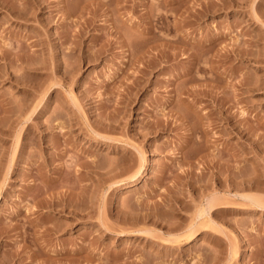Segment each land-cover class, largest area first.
Wrapping results in <instances>:
<instances>
[{
  "label": "rangeland",
  "instance_id": "374dc122",
  "mask_svg": "<svg viewBox=\"0 0 264 264\" xmlns=\"http://www.w3.org/2000/svg\"><path fill=\"white\" fill-rule=\"evenodd\" d=\"M217 155L260 185L206 184ZM216 192L222 242L186 243ZM241 194L264 201V0H0V264H264Z\"/></svg>",
  "mask_w": 264,
  "mask_h": 264
},
{
  "label": "bare ground",
  "instance_id": "6f19581e",
  "mask_svg": "<svg viewBox=\"0 0 264 264\" xmlns=\"http://www.w3.org/2000/svg\"><path fill=\"white\" fill-rule=\"evenodd\" d=\"M260 4V3H259ZM209 46H207V48H211L213 45L212 44H208ZM204 47V46H203ZM213 49V48H212ZM208 50H211V49H208ZM198 59V58H197ZM196 58L195 59H193L195 62H194V64H192V65H194V66H196L199 62H198V60H197ZM197 68V67H196ZM191 70H193V69H191ZM15 111H17V109H14V112H13V114L15 113ZM33 111L34 110H32V112L30 113V116L32 115V113H33ZM220 113H222V109H219L218 110V113H217V116H216V118L211 122V126H213V125H216V124H218V122H219V119H220V117H221V115H219ZM30 116H29V118H30ZM227 120V122L229 121V122H231V120L230 119H226ZM232 123V122H231ZM234 131H235V133L236 134H242V130L240 129V127H237L236 125L234 126ZM199 147H201V146H199ZM206 148V147H205ZM207 150V149H206ZM198 151V150H197ZM199 152V151H198ZM220 154V153H219ZM218 156V155H217ZM219 157V156H218ZM217 157V159H209V160H207L206 161V164H203V169H202V172H201V174L202 175H204L205 173H209V178L206 180L207 182H206V184L208 183V185H209V182L211 181V180H214V181H217L219 184H226L227 183V181H230V182H233L236 186H238L239 184H244L247 188H250V187H253V186H256V185H260V183H261V181L257 178V177H241V175L238 173V167L235 165L234 167H229V166H226V165H222L223 163L221 162V156L218 158ZM125 160V159H124ZM124 160H121V161H124ZM199 160V159H198ZM121 161H119V163H121ZM118 162V161H117ZM204 162V161H203ZM94 160L93 161H91L89 164H90V166L91 167H89V169H93V168H95L96 166H97V164L96 165H94ZM119 163H116V162H111L110 164H109V166H108V168L110 169V168H113V169H115L116 167H118L119 168V166H118V164ZM196 163V162H195ZM123 164V163H122ZM121 164V165H122ZM120 165V166H121ZM141 165V164H140ZM124 166H125V164H124ZM193 166V164H190V167H192ZM123 167V166H122ZM140 168L141 167H139V169H137L136 171H134L133 172V174H131L130 176H129V179H130V181L129 182H127L126 184H124V186H125V188H128V187H131V186H133V185H135L136 184V180H137V175H138V173H139V171H140ZM194 168V167H193ZM108 169V170H109ZM113 169H110V170H113ZM117 169V168H116ZM131 169V168H130ZM191 169V168H190ZM109 170V171H110ZM129 170V169H128ZM90 171V170H89ZM192 171V170H191ZM225 172H228V173H225ZM188 173H190L189 171H188ZM188 177V176H187ZM202 177V176H201ZM198 178V177H197ZM204 178V177H203ZM203 178H202V180H203ZM241 181H240V180ZM197 179L195 178L194 180H193V182H192V180H191V182H189L190 183V185H191V188H193L192 190H194V188H198V187H196L197 186V181H196ZM200 180V179H199ZM239 180V181H238ZM204 181V180H203ZM203 181H201V182H203ZM204 183V182H203ZM211 183V182H210ZM233 184V185H234ZM205 186V185H204ZM206 187V186H205ZM179 193H181L182 191L180 190V191H178ZM175 193V192H174ZM179 193L176 195H174L173 193H171L172 195L170 196V197H168L169 199H168V203H167V205H166V207L168 206L169 208H173V205H175V204H173L174 202H180V200H181V198L182 197H180L179 196ZM181 194H184V193H181ZM242 195V194H241ZM224 196V195H223ZM188 197V196H187ZM242 197L244 198V199H247L249 202H251V204H254V205H256V206H264V201L261 199V198H258V197H254V196H246V195H242ZM221 199H222V197L220 196V195H218L217 194V192L216 193H213L211 196H209V197H207V204L205 205V204H203L202 205V203H199L197 206H196V210H195V212H194V214H193V216H192V219H191V221H190V224L188 225V227H187V230H188V232L185 234V240H186V243H189L190 241H192V240H194L195 238L193 237L196 233H202V231L203 230H200V229H202V228H209V230H207V231H205V233H206V235L208 234L211 238H212V240L215 242V243H221L222 242V237L220 236V234H223V228H222V225L217 221V220H215L216 218H212L213 216V214L215 215V217H216V214H218L221 210H223V209H225L226 207V202H223V201H221ZM182 201L183 200H181V203H182ZM63 202V201H62ZM64 203H62V207H63V209H65V210H69V212L70 213H75L76 215H80L81 217H84V215H81L79 212H77V209H79L78 207H80L78 204H70L69 202H68V204H64ZM78 205V206H77ZM76 206V207H75ZM175 206H177V205H175ZM156 207V206H155ZM186 207V206H185ZM185 207H183V206H180V209L178 208H173V211L174 210H180V211H182L183 209H185ZM154 209V208H153ZM84 210V209H83ZM155 210H157V209H155ZM172 210V209H171ZM176 210V211H177ZM79 211H82V210H80L79 209ZM123 211V210H122ZM121 211V212H122ZM151 211V210H150ZM149 211V212H150ZM165 211V210H164ZM164 211H162V213L164 212ZM120 212V211H119ZM119 212H118V214H119ZM124 212V211H123ZM122 212V213H123ZM165 212H167V211H165ZM122 213H120V215L122 214ZM128 213V212H127ZM171 213H173V212H171ZM171 213H169V211H168V214H171ZM207 213H211V215H210V218H208L207 219V222L206 221H203L197 228L195 227V220H196V218H199V217H202V216H204L205 214H207ZM124 214V213H123ZM134 214V213H133ZM167 213H165V215H166ZM137 215V214H136ZM163 214H160L159 212H153V213H151V214H149V216L151 217L150 219H152V218H158V220L160 219V221H161V219H163L164 217L162 216ZM164 215V216H165ZM173 215V214H172ZM122 216H126V215H122ZM128 216V215H127ZM130 216V215H129ZM145 216V215H144ZM143 216V217H144ZM146 216H148V214L146 215ZM171 216V215H170ZM170 216L168 215V218H170ZM133 217H135L134 215H133ZM141 217V216H140ZM126 218V217H125ZM130 218V217H129ZM128 218V219H129ZM134 219V218H133ZM139 219V218H138ZM147 219V218H146ZM171 219V218H170ZM136 220V219H135ZM149 220V219H148ZM153 220V219H152ZM157 220V221H158ZM165 220V218L162 220V221H164ZM169 220V219H168ZM154 221V220H153ZM156 221V220H155ZM166 222V221H165ZM167 223H169V222H167ZM197 224V223H196ZM176 225V224H175ZM170 227L172 226V222H171V225H169ZM169 227V228H170ZM132 228V227H131ZM176 228V227H175ZM170 229H172V228H170ZM169 230V229H168ZM133 232H142V231H144V230H140V229H136V230H132ZM171 232H173V230L171 231ZM207 235V236H208ZM184 238V237H183ZM182 238V239H183ZM210 238V239H211ZM181 239V238H180ZM213 253V252H212ZM212 253H210V254H212ZM202 255H204V254H202ZM214 255V254H213ZM209 256V255H208ZM206 254L204 255V256H202L203 258H202V260H200V261H202V263L201 264H210L211 263V261L213 260V259H211V258H209ZM215 259V258H214ZM147 260H149V259H147ZM146 260V261H147ZM145 260L143 261V262H146ZM142 262V261H141ZM142 262V264H149V262L148 263H143ZM137 264V263H136ZM138 264H139V262H138Z\"/></svg>",
  "mask_w": 264,
  "mask_h": 264
}]
</instances>
